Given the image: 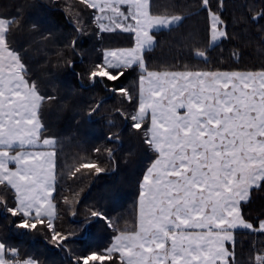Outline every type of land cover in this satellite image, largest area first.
Segmentation results:
<instances>
[{
    "label": "snow or ice",
    "instance_id": "obj_1",
    "mask_svg": "<svg viewBox=\"0 0 264 264\" xmlns=\"http://www.w3.org/2000/svg\"><path fill=\"white\" fill-rule=\"evenodd\" d=\"M0 264H264V0H0Z\"/></svg>",
    "mask_w": 264,
    "mask_h": 264
},
{
    "label": "trees",
    "instance_id": "obj_2",
    "mask_svg": "<svg viewBox=\"0 0 264 264\" xmlns=\"http://www.w3.org/2000/svg\"><path fill=\"white\" fill-rule=\"evenodd\" d=\"M228 54H229V47L225 46V49H224V58L225 59H227ZM125 194H126L125 203H127L132 199V197L134 195V188L132 187L131 182H129V184L126 185Z\"/></svg>",
    "mask_w": 264,
    "mask_h": 264
}]
</instances>
